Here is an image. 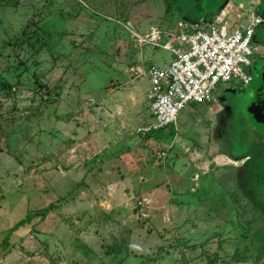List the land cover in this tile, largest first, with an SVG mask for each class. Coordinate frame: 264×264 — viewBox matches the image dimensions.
<instances>
[{"label": "rangeland", "instance_id": "rangeland-1", "mask_svg": "<svg viewBox=\"0 0 264 264\" xmlns=\"http://www.w3.org/2000/svg\"><path fill=\"white\" fill-rule=\"evenodd\" d=\"M260 2L0 0V264H264L251 83L136 133L152 121L147 70L172 59L149 28L245 25ZM257 61L252 75L264 45Z\"/></svg>", "mask_w": 264, "mask_h": 264}, {"label": "built area", "instance_id": "built-area-1", "mask_svg": "<svg viewBox=\"0 0 264 264\" xmlns=\"http://www.w3.org/2000/svg\"><path fill=\"white\" fill-rule=\"evenodd\" d=\"M258 22L254 17L245 25H231L226 19L178 22L175 29L166 32L150 27L143 41L170 51L173 57L167 66L147 70L146 100L152 121L138 126L136 133L148 136L175 125L179 110L186 104L214 102L218 86L231 79L249 84L255 52L252 37Z\"/></svg>", "mask_w": 264, "mask_h": 264}, {"label": "water", "instance_id": "water-1", "mask_svg": "<svg viewBox=\"0 0 264 264\" xmlns=\"http://www.w3.org/2000/svg\"><path fill=\"white\" fill-rule=\"evenodd\" d=\"M250 83L254 87V95L250 97L252 102L249 111L252 113L253 123L264 135V71L259 72Z\"/></svg>", "mask_w": 264, "mask_h": 264}, {"label": "trees", "instance_id": "trees-1", "mask_svg": "<svg viewBox=\"0 0 264 264\" xmlns=\"http://www.w3.org/2000/svg\"><path fill=\"white\" fill-rule=\"evenodd\" d=\"M257 154L259 155L258 152H249L248 154L244 155V157L247 158L245 161L247 165V175L251 181V184L254 186H258L264 182V166L261 163L256 164L254 161ZM259 157L261 156L259 155ZM25 220H28V217L20 220L17 224H21L25 222ZM254 236L257 238V240H260L261 242L264 241V229L261 233L255 234Z\"/></svg>", "mask_w": 264, "mask_h": 264}, {"label": "flooded vegetation", "instance_id": "flooded-vegetation-1", "mask_svg": "<svg viewBox=\"0 0 264 264\" xmlns=\"http://www.w3.org/2000/svg\"><path fill=\"white\" fill-rule=\"evenodd\" d=\"M258 7L260 9L261 17L253 16L254 18H258L259 22L255 26L254 34H253V37H252V42H253L254 47H255V52L253 54L254 57H253V60H252V64H256L257 62H259V61H257L258 45L259 44H260V46L264 45V32H263L264 31V3L260 2ZM261 71H264V69H262ZM256 72L257 73H255V74L253 73L254 75H252L253 79H255L257 77V75H258V71H256ZM224 92H225V89H224V91H221L219 94H224Z\"/></svg>", "mask_w": 264, "mask_h": 264}, {"label": "crops", "instance_id": "crops-1", "mask_svg": "<svg viewBox=\"0 0 264 264\" xmlns=\"http://www.w3.org/2000/svg\"><path fill=\"white\" fill-rule=\"evenodd\" d=\"M196 23H200V22H196ZM202 23V22H201ZM176 26V25H175ZM157 48H159V47H157ZM173 57V56H172ZM170 61L171 60H169V62H168V64L170 63ZM168 64H166V65H164V66H167ZM152 66H156V65H152ZM156 67H160V66H156ZM147 81H148V79H147ZM149 82V81H148ZM149 85V84H148ZM149 88V87H148ZM148 90V89H147ZM146 93H147V91H146ZM145 101H146V104H147V109H148V103H147V100H146V94H145ZM209 105V104H208ZM213 160V162L215 163V164H217V165H222V164H224V159H222L220 156H216L215 158H213L212 159ZM224 160V161H223Z\"/></svg>", "mask_w": 264, "mask_h": 264}]
</instances>
